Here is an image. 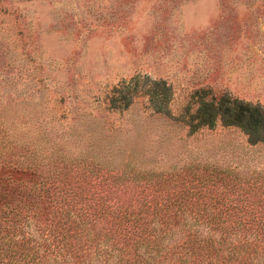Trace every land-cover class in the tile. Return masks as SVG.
<instances>
[{
  "label": "rangeland",
  "instance_id": "obj_1",
  "mask_svg": "<svg viewBox=\"0 0 264 264\" xmlns=\"http://www.w3.org/2000/svg\"><path fill=\"white\" fill-rule=\"evenodd\" d=\"M154 81L171 86L174 108L200 89L264 107V0H0V110L74 171L131 163L263 196L264 145L240 130L188 136L143 98L109 108L121 84Z\"/></svg>",
  "mask_w": 264,
  "mask_h": 264
},
{
  "label": "trees",
  "instance_id": "obj_2",
  "mask_svg": "<svg viewBox=\"0 0 264 264\" xmlns=\"http://www.w3.org/2000/svg\"><path fill=\"white\" fill-rule=\"evenodd\" d=\"M144 89L121 84L109 108L126 112L143 98L152 117L188 136L221 127L264 145L260 104L200 89L174 108L165 81ZM67 155L0 110V264H264V195L156 178L131 163L122 174L100 163L79 173Z\"/></svg>",
  "mask_w": 264,
  "mask_h": 264
}]
</instances>
